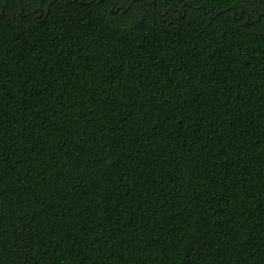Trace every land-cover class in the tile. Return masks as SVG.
Here are the masks:
<instances>
[{
  "label": "trees",
  "instance_id": "trees-1",
  "mask_svg": "<svg viewBox=\"0 0 264 264\" xmlns=\"http://www.w3.org/2000/svg\"><path fill=\"white\" fill-rule=\"evenodd\" d=\"M81 1L0 0V264H264V0Z\"/></svg>",
  "mask_w": 264,
  "mask_h": 264
},
{
  "label": "water",
  "instance_id": "water-1",
  "mask_svg": "<svg viewBox=\"0 0 264 264\" xmlns=\"http://www.w3.org/2000/svg\"><path fill=\"white\" fill-rule=\"evenodd\" d=\"M99 1L103 2L104 0H99ZM81 4H84V1L83 0L81 1ZM111 13H116V11L111 10ZM241 15H242V13H241Z\"/></svg>",
  "mask_w": 264,
  "mask_h": 264
},
{
  "label": "snow or ice",
  "instance_id": "snow-or-ice-1",
  "mask_svg": "<svg viewBox=\"0 0 264 264\" xmlns=\"http://www.w3.org/2000/svg\"><path fill=\"white\" fill-rule=\"evenodd\" d=\"M238 2H239V0H238Z\"/></svg>",
  "mask_w": 264,
  "mask_h": 264
}]
</instances>
